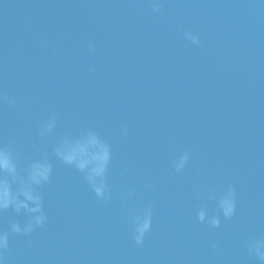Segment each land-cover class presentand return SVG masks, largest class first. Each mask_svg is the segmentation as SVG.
<instances>
[{
	"label": "water",
	"instance_id": "95a60500",
	"mask_svg": "<svg viewBox=\"0 0 264 264\" xmlns=\"http://www.w3.org/2000/svg\"><path fill=\"white\" fill-rule=\"evenodd\" d=\"M160 4L0 0V146L21 167L45 155L53 167L48 220L10 236L7 264H261L249 242L264 239V0ZM88 131L111 146L106 199L53 150ZM148 205L138 246L134 217ZM13 219L25 218L9 210L0 229Z\"/></svg>",
	"mask_w": 264,
	"mask_h": 264
},
{
	"label": "clouds",
	"instance_id": "9594fccd",
	"mask_svg": "<svg viewBox=\"0 0 264 264\" xmlns=\"http://www.w3.org/2000/svg\"><path fill=\"white\" fill-rule=\"evenodd\" d=\"M153 11L161 9L160 0H151ZM185 38L193 44L199 45L198 36L191 32H185ZM90 52H94V45L88 43ZM94 69H90L93 71ZM2 95V94H0ZM3 99L15 105L14 98L6 95ZM56 124L53 115L40 129L41 136L52 132ZM123 135L128 134L127 128H122ZM55 156L65 165L71 166L80 173L87 184L92 188L98 198L106 199L108 189L107 176L112 161V150L108 142L102 140L95 132L88 131L77 137H65L58 141L53 149ZM189 159L185 152L178 160L174 161L177 173L181 172ZM53 173L52 164L45 155L41 159L33 160L21 167L15 153L6 146H0V216L9 210L17 218H25L10 221L7 229H0V264H7L6 253L10 246V236H29L37 228H43L48 220L45 213V202L42 189L51 183ZM219 209L226 219H230L236 212L235 190L229 186L218 189ZM206 210L201 207L197 213V219L205 223ZM135 229L133 239L139 246L142 245L146 234L152 227V207L148 205L141 214L134 217ZM208 223L213 228H218L220 221L213 216ZM249 251L254 253L256 259L264 264V239L249 242Z\"/></svg>",
	"mask_w": 264,
	"mask_h": 264
}]
</instances>
